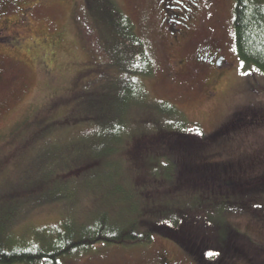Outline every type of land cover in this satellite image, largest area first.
Instances as JSON below:
<instances>
[{"label": "rangeland", "instance_id": "obj_1", "mask_svg": "<svg viewBox=\"0 0 264 264\" xmlns=\"http://www.w3.org/2000/svg\"><path fill=\"white\" fill-rule=\"evenodd\" d=\"M115 2L148 46L154 68L150 75L132 76L148 104L130 106L119 123L118 112L125 98H131L124 87L121 92L125 74L106 50L86 0H0V211L19 202L18 233L74 215L86 220L100 204L105 186L114 184L106 166L123 160L121 173L135 185L143 211L158 216L156 209L165 203L175 206L181 234L195 244L187 243L190 249L182 251L180 242L163 232L153 234L151 245L99 244L66 257L64 264H159L163 254L173 264H205L215 253L237 264H264V72L254 66L244 69L238 60L234 0ZM185 17L199 23L176 57L201 49L218 51L230 63L225 77L209 88L212 94L204 90L205 74L193 71L197 67H183L174 76L170 71L177 59L161 21L182 24ZM251 83L261 87L259 92ZM164 103L196 129L180 136L179 151L187 140L192 142L186 148L199 147L203 133L244 107L259 118L207 148L192 149L189 162L207 156L205 163L213 165L199 176L185 172L167 186L161 179L154 183L149 170L158 164L147 161V154L159 158L172 147ZM108 149L114 153L105 157ZM182 157L179 153L176 166H184ZM216 163L226 169L219 173ZM140 219L146 223L145 214ZM225 226L230 234L223 242L219 232L225 233Z\"/></svg>", "mask_w": 264, "mask_h": 264}, {"label": "trees", "instance_id": "obj_2", "mask_svg": "<svg viewBox=\"0 0 264 264\" xmlns=\"http://www.w3.org/2000/svg\"><path fill=\"white\" fill-rule=\"evenodd\" d=\"M86 5L106 50L112 55L114 65L125 74L121 92L124 94L125 90V93L128 91L131 98L129 100L125 98L118 112L119 118H121L117 120L119 123V121H123L122 114L127 115L130 106L140 108L142 101L148 104L146 95L132 76L139 78L153 73L151 53L144 40L137 36L135 25L121 11L115 0H86ZM232 12V28L238 60L244 69H250L254 66L259 71L264 72V0H234ZM142 97L143 100H141ZM160 103L162 104V102ZM164 104L166 105L164 106L165 114H167L166 120H171L166 129L174 137L169 144L172 147L168 154L159 158L154 154H147V161L150 165L155 162L158 164V167L150 166L151 169L149 170L154 183L161 179L166 182L167 186H171V184H176L177 180H180L179 177H182L185 172L188 176V172L194 173L193 176H199L198 174L206 167L204 161L208 157L201 156L200 159H197L198 162L191 163L186 158L187 154L192 153V149L207 148L213 144V141L215 142L222 137H218L216 134L210 136L203 133L202 140L197 141L196 144L199 147L186 148L185 146H189L192 142L187 140L185 145H182L184 146L182 151H179L180 136H183L182 134L188 135L191 130L196 131V129H191V124L174 106ZM241 111L242 115L247 114L249 118L253 117L254 112L252 110L244 109ZM127 117L130 118V116L125 118ZM159 127L154 129H159ZM160 128L163 130V127ZM136 133H142V131ZM201 144H205L206 147ZM112 153L114 152L108 149V151H104V156L107 157L108 154ZM179 153L183 154L184 166L174 164L178 163ZM105 160L107 162V159ZM122 163L123 160L113 161L106 166L108 177L113 178L114 184L105 186L104 196L100 204L86 220H80L74 215L62 219L56 224L29 225L23 232L18 233L14 224L19 214V202L7 204L0 211V264H64L66 257L89 252L99 244L104 246L151 245L153 234H162L163 232L176 238L178 243L180 242V246L184 245L190 249L187 243L192 245L195 244V241L187 234H181L182 218L179 214L174 213L175 206L165 203V208L156 209L160 211L158 216L152 210L143 211L144 206L141 204L143 199L139 198V193L134 188L135 185L131 184V180L121 173ZM220 169L223 172L226 168L219 167V173ZM122 178L123 182L119 183ZM52 197L53 195L48 199H54ZM199 206L201 204L195 205V207ZM13 208L16 210L12 211ZM167 211L171 213H167ZM143 214L146 215V225L140 219ZM148 217L151 218V221ZM152 218L156 221L152 222ZM206 220L204 221L211 225L210 221L208 223ZM147 225L149 226L146 227ZM154 226H158L161 232H158ZM225 227V233L219 232L223 242L230 234L227 232L230 231L228 226ZM32 232H36V236L29 238ZM180 235L183 236V239L180 238ZM228 251L224 249L223 252ZM228 253L230 254V252ZM213 256L214 254L209 258Z\"/></svg>", "mask_w": 264, "mask_h": 264}, {"label": "flooded vegetation", "instance_id": "obj_3", "mask_svg": "<svg viewBox=\"0 0 264 264\" xmlns=\"http://www.w3.org/2000/svg\"><path fill=\"white\" fill-rule=\"evenodd\" d=\"M186 20L179 21H172L171 24L169 23V19L167 21H161V27L163 33L167 34V44L169 51L172 53L171 55L175 56L173 60V64L171 66V73L172 75H177L183 67H197L194 68L196 74H205V88L204 90L207 93H213V90H209V88L215 87L218 82H220L225 77L226 66L230 63L225 59V57L220 54L218 51H206V50H196L195 52L183 55V57L179 58L176 55L179 53V49L182 46L184 40H186L193 32L198 25V21L190 23L188 21V17H185ZM189 22V23H188ZM181 25V26H180ZM204 62V64H202ZM253 78V77H252ZM251 78V79H252ZM252 84V83H251ZM253 85V84H252ZM256 92H259L260 86L253 85ZM247 109V107H244ZM241 109V110H244ZM235 111L232 113L226 122L219 124L213 131L208 133V135H218V137H223L226 133L232 132L237 130V128H241L243 124L255 123L259 116L257 117L256 112L253 110L254 114L252 118H249L246 115H242V111ZM222 139V138H221ZM220 139V140H221ZM228 140V139H227ZM205 163V161H204ZM213 164L205 163V166H210ZM215 167L218 166L216 163ZM182 247V248H181ZM183 248L187 250L188 247L181 245L180 249L183 251ZM225 256L221 259L217 258V253L214 254L212 258H209L208 261H205V264H236L231 261L224 260ZM159 264H173L172 260L168 258L167 254L159 255L158 256ZM195 260L200 261V259L195 258ZM157 261V258H156ZM202 261V260H201Z\"/></svg>", "mask_w": 264, "mask_h": 264}]
</instances>
